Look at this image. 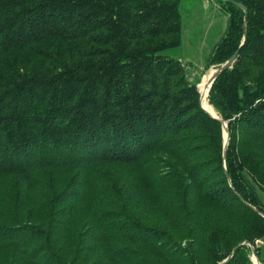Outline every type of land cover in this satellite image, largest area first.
<instances>
[{"label":"trees","instance_id":"16d2710c","mask_svg":"<svg viewBox=\"0 0 264 264\" xmlns=\"http://www.w3.org/2000/svg\"><path fill=\"white\" fill-rule=\"evenodd\" d=\"M217 1L227 150L167 55L181 0H0V264H220L264 239V0Z\"/></svg>","mask_w":264,"mask_h":264},{"label":"rangeland","instance_id":"374dc122","mask_svg":"<svg viewBox=\"0 0 264 264\" xmlns=\"http://www.w3.org/2000/svg\"><path fill=\"white\" fill-rule=\"evenodd\" d=\"M217 4V0H181L179 13L183 24V43L179 49L167 52L168 56L183 60L188 77L200 82L198 88L205 75L216 70L205 71L206 61L224 37L228 25L229 18ZM203 93L207 97V91ZM205 107L210 109L208 105ZM113 167L123 171L134 169L122 164H113ZM259 194L264 202V191L259 189ZM262 241L260 250L264 253V239ZM250 256L253 257V252Z\"/></svg>","mask_w":264,"mask_h":264},{"label":"water","instance_id":"95a60500","mask_svg":"<svg viewBox=\"0 0 264 264\" xmlns=\"http://www.w3.org/2000/svg\"><path fill=\"white\" fill-rule=\"evenodd\" d=\"M225 2H231L230 0H223ZM236 6L243 11L244 13V21L246 23L247 19H248V10L247 8H245L243 5H239V4H236ZM237 57H238V53H236V55L229 61L227 62L225 65H223L222 67H220L218 70H216L215 74L213 75V77L211 78L210 80V91L212 89V86L213 84L215 83V81L217 80V78L223 73L225 72L226 70L228 69H232L234 64L236 63V60H237ZM190 83H193L194 80L193 79H190L189 80ZM198 91H199V88H198ZM210 91H209V94H210ZM199 94H200V91H199ZM200 102H201V106H202V98H201V94H200ZM202 108L214 119L218 120L222 126H223V132H224V139H225V136L227 135V140L225 139V150H227L228 148V145H229V141H230V135H229V130H228V122L225 121L221 116L219 117H216L214 114L210 113L208 110H206L203 106ZM230 180V179H229ZM248 204V203H247ZM249 205V204H248ZM251 208H253L256 212H259L255 207L249 205ZM262 214V213H260ZM262 216H264V214H262ZM246 242H242L240 243L239 245H237L233 251L231 252V254L220 264H228L230 263L233 258L235 257L237 251L239 250V248L244 245ZM255 253V251H254ZM254 264H261L260 263V260L259 258L256 256L255 254V262Z\"/></svg>","mask_w":264,"mask_h":264},{"label":"bare ground","instance_id":"6f19581e","mask_svg":"<svg viewBox=\"0 0 264 264\" xmlns=\"http://www.w3.org/2000/svg\"><path fill=\"white\" fill-rule=\"evenodd\" d=\"M215 72H216V70H211V71H209V73L207 75H205L206 77H204L201 85L199 86V91H200L201 98H202V106L206 110H208L210 113L214 114L216 117H219L220 114L217 112V110H215L214 108L210 107V105H209V91H210V85H209V83H210L211 78L215 74ZM203 91H207L208 92L207 97L203 93ZM206 105H208L210 109H208L207 107H205ZM225 139L227 140V135L225 136Z\"/></svg>","mask_w":264,"mask_h":264},{"label":"built area","instance_id":"2783aa9c","mask_svg":"<svg viewBox=\"0 0 264 264\" xmlns=\"http://www.w3.org/2000/svg\"><path fill=\"white\" fill-rule=\"evenodd\" d=\"M184 66H185V65H184ZM245 244L252 248L253 257L251 258V260H252V262L254 263V262H255V253H254V251L256 252V249H255V248H256V246H257V247H260V244H263V241H262V240H256V243H255L256 246L252 245V244L249 243V242H246Z\"/></svg>","mask_w":264,"mask_h":264},{"label":"crops","instance_id":"0c3cea01","mask_svg":"<svg viewBox=\"0 0 264 264\" xmlns=\"http://www.w3.org/2000/svg\"><path fill=\"white\" fill-rule=\"evenodd\" d=\"M180 61H183V60H181V59H179Z\"/></svg>","mask_w":264,"mask_h":264}]
</instances>
